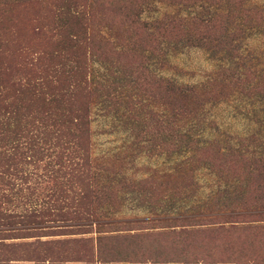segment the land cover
I'll use <instances>...</instances> for the list:
<instances>
[{"label": "trees", "instance_id": "obj_1", "mask_svg": "<svg viewBox=\"0 0 264 264\" xmlns=\"http://www.w3.org/2000/svg\"><path fill=\"white\" fill-rule=\"evenodd\" d=\"M151 1L172 9L146 21L149 0H0V264L264 258V153L247 150L264 142V0ZM188 47L214 65L199 84L164 75L170 56ZM95 108L118 125H145L163 159L149 169L144 200L170 195L168 205L134 217L114 206L126 175L93 150ZM213 109L248 133L216 115L213 124ZM186 229L234 230L239 243L229 247L246 260L219 249L198 260L139 252L144 233Z\"/></svg>", "mask_w": 264, "mask_h": 264}, {"label": "rangeland", "instance_id": "obj_2", "mask_svg": "<svg viewBox=\"0 0 264 264\" xmlns=\"http://www.w3.org/2000/svg\"><path fill=\"white\" fill-rule=\"evenodd\" d=\"M149 2V4L144 6L145 11L143 13V19L146 21H152L154 17L171 11L172 9L169 5L166 6L158 1L149 0ZM250 43L252 46L259 45L254 39ZM168 62L173 66V69L166 70L164 75L170 78L174 77L179 82L188 84H199L214 67L213 62L209 56L206 55L205 51L197 47H188L179 52H174L170 56ZM116 107H120V105L118 104ZM215 115L225 128L238 133H248L249 125L241 120H231V116L228 112L224 111L221 114H217V112L215 113V109L209 111V121L213 124H215ZM150 126H152L151 123ZM92 129L93 150L98 155H107V161L104 160L106 164L115 167L116 170L122 168L123 170L120 171L121 174L126 175V178L122 180L125 187L121 189L124 193L122 194L124 199L121 198L122 200L117 199V201H113L114 206L121 209V215L125 217L143 216L147 213L145 207L151 205L163 207L172 201V199L166 200L170 195L166 196L163 200H144L149 193V187H147V185H149L150 181L153 179L152 177L151 180H145V178H149L148 176H150L149 169L160 166L163 159V157H156L153 155L154 149L152 150L150 147L154 146V140L148 138L147 134H145V125L140 124L133 129H130L127 125H118L117 122L102 116V114L99 113V109L95 108L92 113ZM143 140H145V142H142ZM247 150L252 154L264 153V142H255V144L250 145V148H247ZM120 165L122 166L119 167ZM164 167H168V163L165 164ZM258 202L259 206L262 205V207H264V199L258 200ZM228 203L232 205L231 208H240L241 210L249 209L248 206L255 207L254 203L249 201L246 203H242L241 201H228ZM186 230L187 233L181 235H178V232L174 234L164 230L147 232V234L144 233L140 239L136 240L140 246L139 252L146 253L144 257L151 260H169L170 257L174 256L175 259L173 258L172 260H186L187 257H190L192 260H198L202 258L207 259L206 251L213 250L215 255V250L219 249L221 251L226 250L234 259H239L236 261L246 260L245 256H242L245 254L244 252L240 253L242 252L240 249L236 250L235 247H229L232 243L236 245L239 243L237 242L239 236L236 235L234 230H215L213 235L206 232H197L194 231V229ZM205 241L209 243V245H207ZM130 247L131 245H127V250L125 251H130ZM184 247L187 249V253L183 255L179 251V248ZM171 250H173V252ZM236 253L241 254V256L236 255ZM117 255L112 254L110 257H117ZM123 256L126 258L128 255L125 254ZM139 257L142 256L139 255ZM211 261H215V256H212ZM66 264L91 263L69 261ZM119 264L128 263L123 262ZM175 264L183 263L176 262ZM250 264H264V258L253 256V262Z\"/></svg>", "mask_w": 264, "mask_h": 264}]
</instances>
